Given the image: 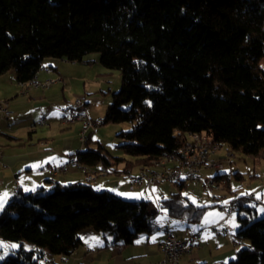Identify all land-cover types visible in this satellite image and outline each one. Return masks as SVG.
Segmentation results:
<instances>
[{"label": "trees", "instance_id": "16d2710c", "mask_svg": "<svg viewBox=\"0 0 264 264\" xmlns=\"http://www.w3.org/2000/svg\"><path fill=\"white\" fill-rule=\"evenodd\" d=\"M90 54L121 75L103 125L133 127L117 135L123 156L92 148L89 137L80 164L141 170L194 133L264 158V0H0V75L14 71L25 84L46 58L82 63ZM48 184L17 193L0 213V241L19 244L0 264L69 257L86 229L107 236L110 247L133 245L154 230L151 201L89 184ZM186 187L179 184L158 208L197 223L207 208L186 202ZM252 202H230L238 207L240 248L227 264H264V218Z\"/></svg>", "mask_w": 264, "mask_h": 264}, {"label": "crops", "instance_id": "0c3cea01", "mask_svg": "<svg viewBox=\"0 0 264 264\" xmlns=\"http://www.w3.org/2000/svg\"><path fill=\"white\" fill-rule=\"evenodd\" d=\"M103 68L101 63L89 60L87 56L82 63H71L59 59L43 61L41 68L36 73L35 81L40 84L46 81H53V83L47 87H32L26 91L20 86L23 84L17 83L14 71L0 75V102H6L12 112L9 118L0 120V151L2 152L0 199L3 201V209L0 210V213L8 206L15 193H31L41 187L49 186L48 183L89 184L93 188L96 186L97 191L111 192L123 199L151 201L157 208L161 200L168 199L176 193L177 186L167 183L155 185L150 191L145 186L133 187L129 180L117 179H124L125 176L122 173L125 172L132 175H137L139 172L138 169L128 170L122 165L112 168H104L101 165L89 168L95 173L103 174L91 182L87 180L88 174L75 169H67L65 173L55 174L49 171L50 167L63 166L69 157L87 150L85 144L80 141L82 124L80 122H64L62 111L80 98L84 101L90 120L96 121L103 118L104 112L111 102V94L116 93L108 85L109 82L103 80L110 75L103 72ZM43 120H45V125H41ZM89 137L92 141V148L99 144L98 140L93 139V132L87 134V141ZM235 180L242 181V177ZM186 184L187 187L183 191L186 202L197 207H206L207 210L197 223L183 221L186 226L183 228L184 232L181 236H178L170 228L176 229L178 226L170 223L163 215L158 218L154 217L153 221L156 227L152 233L140 236L135 244L130 246H106L107 236L86 229L79 234L81 245L71 256L66 257L67 262H61V257H54L51 258L53 263H158L163 258L162 243L165 234L159 231L162 229L161 227L157 228V221H160L162 225H168L164 229L174 233L179 240L186 241L191 236H195L191 255L182 257L179 264H227L234 260L236 252L240 248V245H235L232 242L238 230V213L226 218L222 207L229 204L230 201L217 202L220 198L217 195L209 197L203 196L202 193L197 194V191L195 193L197 189L195 184L197 183H193L191 194L186 191L190 186L189 183ZM238 185L240 187L239 183H237ZM201 187L203 193L207 194L208 191L203 184ZM225 190L233 195L239 194L232 184ZM5 193L7 196H4ZM251 193L254 194V199L250 206L255 209L257 214V207L264 206V183L255 185ZM210 198L214 201H211ZM93 237L95 239H92ZM2 244L3 242L0 241V246ZM12 248L10 246L6 252L0 249V258L16 251ZM25 248L32 249L28 244L25 245Z\"/></svg>", "mask_w": 264, "mask_h": 264}, {"label": "built area", "instance_id": "2783aa9c", "mask_svg": "<svg viewBox=\"0 0 264 264\" xmlns=\"http://www.w3.org/2000/svg\"><path fill=\"white\" fill-rule=\"evenodd\" d=\"M53 81H46L40 84L35 81V78L28 82V85H20L22 89L47 87ZM12 115L6 102H0V120H5ZM63 121H83V128L80 132V141L85 144L87 141V134L95 131L98 127L103 125V119L96 121L90 120L87 116L83 99H76L74 103L62 111ZM45 120L41 121V125H45ZM192 146V154L184 155L169 154L161 158L159 164L150 166L148 171H139L137 175L122 173L131 183L133 187L145 186L152 191L155 185L171 184L178 186L181 183H201L204 185L206 191L218 192L212 187V177H221L224 179L225 189L229 187L232 181L233 174L224 173L225 166L232 165V159L228 157V150L218 149L215 142L207 140L206 142L189 143ZM2 152L0 151V161ZM67 169H75L84 173V171H91L88 167L79 163L77 154L68 158L65 165L60 167H50L49 171L53 174L62 172L65 173ZM207 173H212L211 175ZM98 174L92 171V178L87 179L88 182L93 181ZM15 193L14 196H16ZM14 198V197H13ZM239 198L254 199L253 193L245 192L243 196L234 194V200ZM222 212L226 218L231 217L238 212V207L234 203H229L222 207ZM154 221L151 220V225ZM165 239L162 243L163 258L158 263L154 264H179L182 257L189 256L193 250L195 236H191L188 240L183 241L177 239L176 235L167 229L163 230ZM233 244H237L235 238L232 240ZM66 263V262H63ZM37 264H54L52 260L46 258V255L41 257Z\"/></svg>", "mask_w": 264, "mask_h": 264}, {"label": "rangeland", "instance_id": "374dc122", "mask_svg": "<svg viewBox=\"0 0 264 264\" xmlns=\"http://www.w3.org/2000/svg\"><path fill=\"white\" fill-rule=\"evenodd\" d=\"M52 59L53 58H46L44 61H48V60H52ZM87 59L94 60V61H97V63H100V55L99 54L87 55ZM103 72L110 74V75L106 76L105 79H103V80L109 82L108 85L112 88L113 92H117L121 86L120 72L117 70L108 71V70H105L104 68H103ZM111 96H112V94H111ZM104 115H105V112H104ZM101 119H103V118H101ZM132 127H133V124L130 122H124V123H120V124L101 125L95 131H93V136H94L93 139L98 140L99 144L105 149V151L107 152L109 157H121V156H123V154L118 147L121 144H123L124 142L122 140H120L117 137V135L121 131H124V132L130 131L132 129ZM96 131H97V133L95 134ZM120 165H122V167H126L125 163H121ZM223 172L224 173H231L233 175L236 173H239L241 175L242 181H236L234 179V177L231 181L233 188L236 187V190L240 196H243V194L245 192L251 193V190H254L255 185L264 183L263 153H261L257 157H252V156H245L240 152H234L233 153V159H232V165L230 167L225 166V170ZM207 174L211 175L212 173H207ZM113 177H115V176H113ZM115 179H116V177H115ZM117 179H120L121 181H124L125 179L128 180L125 177H124V179L123 178H117ZM237 183L240 184V187H239V185L237 186ZM194 184L189 183L190 186L186 191L190 192L191 187H192V185L194 186ZM195 185H197L196 186L197 189L195 190V193L197 191V194L202 193L203 196L206 195L209 197L217 195L220 197L219 201H217V202H227V200L232 202L234 200V195L230 194L225 189L220 190L218 192H209L208 191L207 194H205V193H203L204 191L201 187V184L197 183ZM94 187L97 188L96 186H94ZM143 189H145V188H143ZM190 193L192 194V192H190ZM125 200L137 201V200H133V199H131V200L125 199ZM210 200H211V198H210ZM211 201H214V200H211ZM155 211L157 212L156 218L161 217L163 215V217L165 219H168L170 223L175 224L176 227L178 226V228H176V229H174V227L169 226L178 236H181L183 234L182 233V232H184L183 228L186 226V224L183 221H180V220L175 219V218H171L170 216L167 215V213L164 210L162 211L157 207L155 208ZM257 216H258V218H264V206L263 205H260L257 207ZM166 226L168 227V225H165V224L162 225V223L160 221H157V228L158 229H160V227H161L163 230ZM158 229H157V231H158ZM177 229L178 230L180 229V231H178ZM13 245H15L16 247H13L12 250H18V248H19L18 244L6 243V242H3V244L0 246V249H2L4 252H6V250L8 248H10V246H13Z\"/></svg>", "mask_w": 264, "mask_h": 264}, {"label": "bare ground", "instance_id": "6f19581e", "mask_svg": "<svg viewBox=\"0 0 264 264\" xmlns=\"http://www.w3.org/2000/svg\"><path fill=\"white\" fill-rule=\"evenodd\" d=\"M23 85H28V82L23 84ZM24 90L26 91L27 89H24ZM74 122H80L82 124V128H83V121H66V123H74ZM207 140L211 141L210 139H208L207 137H205L204 135H201V134L200 135L195 134V133L192 135L189 134V137L185 140V142L182 144V146L179 149H176V151L174 153H171V154H180L182 152L184 155H191L192 154V146H190L188 144V141H189V143H197V142H206ZM211 142H214V141H211ZM215 143L217 144L218 149L227 150L223 143H221V142H215ZM228 157L233 159V152H231L230 150H228ZM160 161H161V159H159L158 161L152 162V164H150V165L159 164ZM148 170H150V167L143 168L139 171H148ZM84 173H86V175L88 174L87 179L92 178V171H84ZM129 174H131V173H129ZM212 187L215 188L217 191L225 189L224 179L221 177H212ZM154 224L152 226L156 227ZM159 231L163 232L162 229H160ZM46 258L49 260H52L47 255H46ZM61 262H67V258L61 257Z\"/></svg>", "mask_w": 264, "mask_h": 264}, {"label": "snow or ice", "instance_id": "6c2138e0", "mask_svg": "<svg viewBox=\"0 0 264 264\" xmlns=\"http://www.w3.org/2000/svg\"><path fill=\"white\" fill-rule=\"evenodd\" d=\"M146 103H148L150 106V102H146ZM4 196H7V193H5ZM2 209H3V201H2V199H0V210H2ZM92 239H95V238L93 237ZM12 247H16V246L13 245Z\"/></svg>", "mask_w": 264, "mask_h": 264}]
</instances>
